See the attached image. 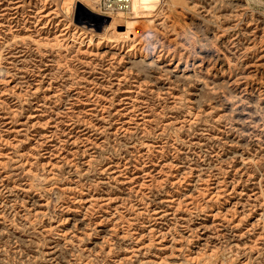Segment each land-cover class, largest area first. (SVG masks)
<instances>
[{
  "label": "rangeland",
  "instance_id": "rangeland-1",
  "mask_svg": "<svg viewBox=\"0 0 264 264\" xmlns=\"http://www.w3.org/2000/svg\"><path fill=\"white\" fill-rule=\"evenodd\" d=\"M0 264H264V1L0 0Z\"/></svg>",
  "mask_w": 264,
  "mask_h": 264
},
{
  "label": "bare ground",
  "instance_id": "bare-ground-1",
  "mask_svg": "<svg viewBox=\"0 0 264 264\" xmlns=\"http://www.w3.org/2000/svg\"><path fill=\"white\" fill-rule=\"evenodd\" d=\"M134 3H135V0H133V3H132V8H131V12H132V9L134 7ZM81 5L78 4L77 5V9L79 11H86V12H89L87 9H85V7L81 8L80 7ZM105 11H107L105 9ZM109 12V11H107ZM110 13V12H109ZM90 15V14H88ZM95 17V16H94ZM97 17V16H96ZM98 19H101V20H106L107 18L105 17H102V16H98L97 17ZM111 19V17H110ZM116 23V22H115ZM114 23V20L112 19L111 20V23L109 24V27H113L115 31H118V33L123 36V38L125 39V42L126 44L128 45V47L130 48V50H133L134 52H137L138 50L140 49H143L145 46H147L149 43H150V40H151V36L154 34V28L153 26H150L148 25L147 28H146V34L140 38V37H135L132 35L131 33V28L129 25H123L125 30L124 32L119 30L121 28V25L120 24H115ZM105 38V37H104ZM155 43V42H154ZM114 44V43H113ZM151 46V45H150ZM115 48V47H114ZM121 48V47H120ZM152 49V48H151ZM120 50V49H119ZM148 50V49H147ZM143 54V53H142ZM140 56V55H139ZM134 57V56H133ZM137 59V58H136Z\"/></svg>",
  "mask_w": 264,
  "mask_h": 264
},
{
  "label": "built area",
  "instance_id": "built-area-1",
  "mask_svg": "<svg viewBox=\"0 0 264 264\" xmlns=\"http://www.w3.org/2000/svg\"><path fill=\"white\" fill-rule=\"evenodd\" d=\"M132 3L133 0H100L102 7L111 14H129Z\"/></svg>",
  "mask_w": 264,
  "mask_h": 264
},
{
  "label": "water",
  "instance_id": "water-1",
  "mask_svg": "<svg viewBox=\"0 0 264 264\" xmlns=\"http://www.w3.org/2000/svg\"><path fill=\"white\" fill-rule=\"evenodd\" d=\"M262 1H264V0H262ZM80 7H81V8H83V6H82V5H81ZM106 21H108V18L106 19Z\"/></svg>",
  "mask_w": 264,
  "mask_h": 264
},
{
  "label": "flooded vegetation",
  "instance_id": "flooded-vegetation-1",
  "mask_svg": "<svg viewBox=\"0 0 264 264\" xmlns=\"http://www.w3.org/2000/svg\"><path fill=\"white\" fill-rule=\"evenodd\" d=\"M138 32V31H137Z\"/></svg>",
  "mask_w": 264,
  "mask_h": 264
}]
</instances>
